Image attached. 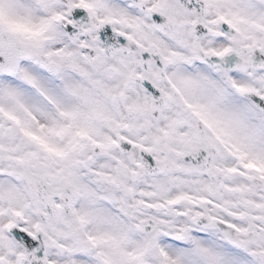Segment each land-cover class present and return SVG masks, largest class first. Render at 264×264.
I'll return each mask as SVG.
<instances>
[{
	"label": "snow or ice",
	"instance_id": "6c2138e0",
	"mask_svg": "<svg viewBox=\"0 0 264 264\" xmlns=\"http://www.w3.org/2000/svg\"><path fill=\"white\" fill-rule=\"evenodd\" d=\"M0 264H264V0H0Z\"/></svg>",
	"mask_w": 264,
	"mask_h": 264
}]
</instances>
